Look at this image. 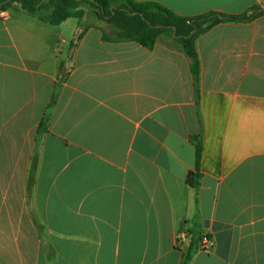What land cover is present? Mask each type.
<instances>
[{
    "label": "crops",
    "instance_id": "obj_1",
    "mask_svg": "<svg viewBox=\"0 0 264 264\" xmlns=\"http://www.w3.org/2000/svg\"><path fill=\"white\" fill-rule=\"evenodd\" d=\"M134 1L262 13L197 36L196 88L170 34L2 11L0 264H180L184 228L211 242L189 264H264V0Z\"/></svg>",
    "mask_w": 264,
    "mask_h": 264
},
{
    "label": "trees",
    "instance_id": "obj_2",
    "mask_svg": "<svg viewBox=\"0 0 264 264\" xmlns=\"http://www.w3.org/2000/svg\"><path fill=\"white\" fill-rule=\"evenodd\" d=\"M12 2H18L20 7L28 13L52 8V13L49 16L41 17V20L53 26H57L68 19H75L83 25L85 24L83 19L86 13L88 17L92 14L98 15L100 20L113 29L117 40L135 42L147 49L154 46L159 35L170 34L182 45L184 52L191 61L190 70L196 88L199 79V61L195 48L197 36L205 33L216 24L250 21L262 13L258 8H254L255 10L251 14L244 13L238 16L208 12L195 17H184L158 3L135 2L134 0H49L46 3L44 0H0V12L8 9ZM94 11L95 13H92ZM80 37L81 33L77 39ZM46 121L47 117L44 118L42 125H45ZM194 145L195 173L190 174V180H197L200 177V141L195 139ZM201 234L199 229L191 231L189 243L186 249L181 251L180 264H189L198 250L202 238Z\"/></svg>",
    "mask_w": 264,
    "mask_h": 264
},
{
    "label": "built area",
    "instance_id": "obj_3",
    "mask_svg": "<svg viewBox=\"0 0 264 264\" xmlns=\"http://www.w3.org/2000/svg\"><path fill=\"white\" fill-rule=\"evenodd\" d=\"M1 17H3L4 13L0 12ZM190 235L189 232L184 228L179 231L176 246L180 251H184L189 243ZM211 242L207 236L203 235L201 241L199 242L198 249L199 250H206L210 248Z\"/></svg>",
    "mask_w": 264,
    "mask_h": 264
},
{
    "label": "rangeland",
    "instance_id": "obj_4",
    "mask_svg": "<svg viewBox=\"0 0 264 264\" xmlns=\"http://www.w3.org/2000/svg\"><path fill=\"white\" fill-rule=\"evenodd\" d=\"M82 6H84V5L82 4ZM85 7H86V6H85ZM92 13H95V11H94V12H92ZM92 15H93V14H92ZM71 21H72V22H74V21L76 22V20H74V19H73V20H71Z\"/></svg>",
    "mask_w": 264,
    "mask_h": 264
},
{
    "label": "water",
    "instance_id": "obj_5",
    "mask_svg": "<svg viewBox=\"0 0 264 264\" xmlns=\"http://www.w3.org/2000/svg\"><path fill=\"white\" fill-rule=\"evenodd\" d=\"M84 19H86V15L84 16Z\"/></svg>",
    "mask_w": 264,
    "mask_h": 264
}]
</instances>
